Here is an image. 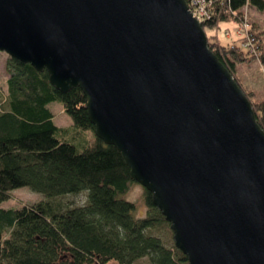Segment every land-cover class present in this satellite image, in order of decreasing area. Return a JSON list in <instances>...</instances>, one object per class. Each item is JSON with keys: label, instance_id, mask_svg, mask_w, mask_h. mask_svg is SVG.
<instances>
[{"label": "water", "instance_id": "water-1", "mask_svg": "<svg viewBox=\"0 0 264 264\" xmlns=\"http://www.w3.org/2000/svg\"><path fill=\"white\" fill-rule=\"evenodd\" d=\"M0 53L83 93L188 264H264V131L185 0H0Z\"/></svg>", "mask_w": 264, "mask_h": 264}, {"label": "trees", "instance_id": "trees-1", "mask_svg": "<svg viewBox=\"0 0 264 264\" xmlns=\"http://www.w3.org/2000/svg\"><path fill=\"white\" fill-rule=\"evenodd\" d=\"M211 2L203 29L243 19L245 7L264 11V0ZM253 29L251 50L207 37L209 49L240 88L235 64L258 60L264 69L263 40ZM5 72V86L0 87V203L23 187L46 199L17 210L0 209V264H136L143 259L147 264H188L147 190L141 198L143 218L135 217L134 203L121 198L136 183L115 147L95 136L83 93L78 88L61 93L45 71L10 57ZM243 92L264 131V100L254 101L253 92ZM57 101L88 140L81 150L59 138L65 130L54 125L48 109ZM81 193L85 201L80 206L55 202Z\"/></svg>", "mask_w": 264, "mask_h": 264}, {"label": "rangeland", "instance_id": "rangeland-1", "mask_svg": "<svg viewBox=\"0 0 264 264\" xmlns=\"http://www.w3.org/2000/svg\"><path fill=\"white\" fill-rule=\"evenodd\" d=\"M199 9L196 13L199 14ZM244 19L239 21H231L230 23L221 22L220 25H215L213 27H205L204 32L208 37L210 42H219L221 44L230 45V44H237L242 49H250V45L252 47L254 37H252L250 28L252 24L256 21L259 26L260 30L255 31L258 32L263 40L264 44V11H258L256 9L251 8H244L243 11ZM246 21L247 27H243V23ZM201 24V23H200ZM246 30V31H244ZM254 30V29H253ZM242 31V32H241ZM254 32V31H253ZM227 35V37H234L227 42H223L222 38ZM236 40L240 42H236ZM7 57L5 53H0V87L4 88L5 81L7 78V73L5 72V64L7 61ZM258 60H253L251 62H242L235 64V71L234 76L241 84V88L249 93L248 88L246 86L250 83L253 87L258 91L261 92L260 95L253 92L255 95L252 96L254 101L256 100H264V69L257 67ZM246 84V86H245ZM49 111L53 115V123L58 128H62L65 130L64 133L59 135V138L66 140L72 143L77 149L81 150L84 146L87 145L88 140H85V136L73 126L72 120L63 111V107L60 102H53L48 105ZM84 137V138H82ZM143 187L139 184H134L131 186L129 192L122 196L121 198L134 203L136 205V218H143L145 216L146 207L142 202V194H143ZM46 197L44 195L32 192L27 187L18 188L11 192V196L7 201L0 203V209H11L17 210L20 209L25 204H33L40 201L45 200ZM85 201V194L81 193L79 195H65L62 197H58L55 199L56 203L61 204L62 206H80ZM107 264H117L116 262H108ZM136 264H147L145 259L139 260Z\"/></svg>", "mask_w": 264, "mask_h": 264}, {"label": "built area", "instance_id": "built-area-1", "mask_svg": "<svg viewBox=\"0 0 264 264\" xmlns=\"http://www.w3.org/2000/svg\"><path fill=\"white\" fill-rule=\"evenodd\" d=\"M211 4H212L211 0H190V4H187V5H188V9L192 13V16L199 23H201L204 19L209 18L208 7L211 6ZM198 9L200 11L199 14L196 13ZM244 18L245 17H243V19ZM243 24H244L243 27H247L246 21H244ZM244 31H246V30H244Z\"/></svg>", "mask_w": 264, "mask_h": 264}, {"label": "crops", "instance_id": "crops-1", "mask_svg": "<svg viewBox=\"0 0 264 264\" xmlns=\"http://www.w3.org/2000/svg\"><path fill=\"white\" fill-rule=\"evenodd\" d=\"M252 28H254V31H258L259 32V30H260V26H259V24L255 21L253 24H252ZM232 38H234V37H227V35H225L223 38H222V41L225 43V42H227V41H229L230 39H232ZM219 42H221V41H219ZM257 67H259V68H262L261 67V65L259 64V62L257 63ZM241 83V82H240ZM242 84V83H241ZM243 85V84H242ZM245 86H246V84H245ZM246 88H248V91H250V92H255V93H257L258 91L253 87V85L252 84H248L247 86H246ZM257 91V92H256ZM259 93V94H258ZM257 94L258 95H260L261 94V92H258Z\"/></svg>", "mask_w": 264, "mask_h": 264}]
</instances>
